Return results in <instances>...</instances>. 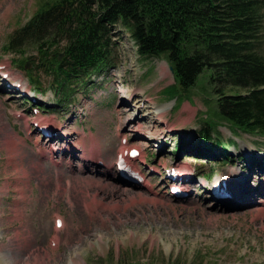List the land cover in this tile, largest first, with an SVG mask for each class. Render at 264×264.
I'll return each mask as SVG.
<instances>
[{"label":"rangeland","instance_id":"obj_1","mask_svg":"<svg viewBox=\"0 0 264 264\" xmlns=\"http://www.w3.org/2000/svg\"><path fill=\"white\" fill-rule=\"evenodd\" d=\"M38 2L0 0V63L20 56L6 53L3 46L9 35L34 14ZM22 8L24 17L18 25L16 19ZM117 29L114 66L104 77L88 81V88L79 84L75 100L65 102L63 111L45 115L46 120L53 118L74 138L66 142L72 144L73 151H61L66 160L62 168L57 161L50 160H57L55 155L60 146L47 148L45 156L37 154L33 139L22 132L19 120L4 116L0 95V259H3L0 261L67 264L71 258L73 264H115L126 258L145 264H166L180 258L181 264H264V169L259 168L264 166V136L235 134L230 127L221 125L223 139L233 136L243 151L252 147L261 150L252 167L240 164L233 167L248 177L237 195L246 202L239 205L226 208L229 201L225 204L214 201L196 179L189 181L196 191L184 198L172 197L161 176H153V187L148 189L120 181L114 169L120 145L118 129L129 133L130 128H136L138 133L130 135L131 140L147 139L162 125L154 107H163V119L181 123L192 136L205 125L201 122L207 120L205 116H220L221 96L211 80L213 70L206 67L189 89L166 85L168 88L159 97L157 91L172 81H157L154 76L153 81L157 82L147 78L140 81L135 70L140 58L136 46L126 30ZM26 50V60L39 62L33 46ZM151 61L156 64L160 60ZM151 61L146 60L147 68L155 65ZM12 64L16 78L27 82L25 70ZM162 65L157 67V74ZM42 82L45 88H50L49 80L43 78ZM120 87L124 90H118ZM131 87L140 94L128 101L123 96H127ZM231 87L228 94L245 92L240 87ZM48 93L52 96L51 89ZM142 94L151 100L138 107L134 104H139ZM170 94L175 103L161 101H166ZM185 101L203 109L197 113L198 117L195 115L201 120L183 114L188 105ZM15 102L19 107L23 105L21 101ZM174 104L176 107L172 109ZM69 122L71 128L66 126ZM40 144L50 147L49 141L41 140ZM176 144L173 138L153 142L145 150L147 162L182 161L186 151L175 154ZM80 154L92 161L83 162ZM99 157L105 159L108 167L96 163ZM208 159H212V153ZM208 159L192 162L202 168L198 171L204 170L201 174L210 173V169L215 174L220 167H232L231 163H210ZM9 174L12 176L6 181ZM19 176L23 181L17 180ZM24 186L27 193L21 188ZM57 212L65 219V227L60 230L54 226ZM57 234L59 245L53 249L49 241Z\"/></svg>","mask_w":264,"mask_h":264},{"label":"trees","instance_id":"obj_2","mask_svg":"<svg viewBox=\"0 0 264 264\" xmlns=\"http://www.w3.org/2000/svg\"><path fill=\"white\" fill-rule=\"evenodd\" d=\"M50 2H42L44 16L35 25L36 33L21 31L13 45L22 47L30 37L46 52L41 44L52 26L46 22ZM75 2L83 0H59L52 9ZM79 7L72 18L78 21L77 27L65 30L68 43L55 68L57 79L66 83L106 70L113 51L106 23L123 20L133 26L141 53H166L184 88L193 84L206 66L216 68L219 80L245 88L246 96L220 99L222 116L247 131L264 134V0H100L99 15V10ZM226 88L220 89L221 95ZM202 133L210 136L209 130ZM118 263L145 264L129 259Z\"/></svg>","mask_w":264,"mask_h":264},{"label":"bare ground","instance_id":"obj_3","mask_svg":"<svg viewBox=\"0 0 264 264\" xmlns=\"http://www.w3.org/2000/svg\"><path fill=\"white\" fill-rule=\"evenodd\" d=\"M159 70H160V69H159ZM163 74H164V73H162V75H163ZM162 108H163V107H162ZM156 111L159 112V113H161L162 110H161L159 107H157V108H156ZM161 114H162V113H161ZM166 128H167V126H164V127H163V132L165 131ZM151 135H153V134H151ZM156 136H157V137H156ZM42 137H44V136H42ZM151 137H153V139H159V138H161L162 136H158L157 134H154V135L151 136ZM143 143H144V144H145V143H146V144H149V143H147V142H143ZM141 157H142V156H141ZM231 185H232V186H235L236 183H232ZM262 188L264 189V186H262ZM237 189H238V188H237ZM255 202H258V201L256 200ZM58 216H59V215H58ZM58 216H57V217H58ZM63 227H65V223H64V226H63ZM63 227H62V228H63ZM0 260L3 261V259H0ZM1 261H0V264H2ZM72 261H73V259H72Z\"/></svg>","mask_w":264,"mask_h":264}]
</instances>
